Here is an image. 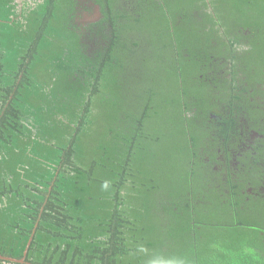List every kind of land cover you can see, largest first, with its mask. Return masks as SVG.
<instances>
[{
  "label": "trees",
  "instance_id": "trees-1",
  "mask_svg": "<svg viewBox=\"0 0 264 264\" xmlns=\"http://www.w3.org/2000/svg\"><path fill=\"white\" fill-rule=\"evenodd\" d=\"M0 256L264 264V0H0Z\"/></svg>",
  "mask_w": 264,
  "mask_h": 264
},
{
  "label": "flooded vegetation",
  "instance_id": "flooded-vegetation-1",
  "mask_svg": "<svg viewBox=\"0 0 264 264\" xmlns=\"http://www.w3.org/2000/svg\"><path fill=\"white\" fill-rule=\"evenodd\" d=\"M90 6H91V5H90ZM91 7H92V6H91ZM93 10H94V13H93V15H92L93 17H92V16H90L89 11H86V10L82 9V15H83V17L85 18V22H88V23L92 24L93 22L99 20V18H98L97 15H96V7H95ZM83 21H84V20H83Z\"/></svg>",
  "mask_w": 264,
  "mask_h": 264
},
{
  "label": "water",
  "instance_id": "water-1",
  "mask_svg": "<svg viewBox=\"0 0 264 264\" xmlns=\"http://www.w3.org/2000/svg\"><path fill=\"white\" fill-rule=\"evenodd\" d=\"M96 15L97 17L99 18L101 16V13H100V7L99 6H96ZM30 245V243H29ZM27 255V251L25 253V256ZM0 259H4V260H13V259H10V258H5V257H1L0 256ZM21 262H24V260H22Z\"/></svg>",
  "mask_w": 264,
  "mask_h": 264
}]
</instances>
